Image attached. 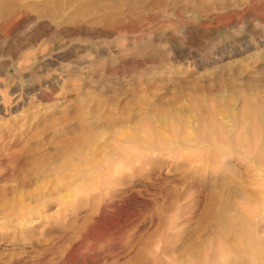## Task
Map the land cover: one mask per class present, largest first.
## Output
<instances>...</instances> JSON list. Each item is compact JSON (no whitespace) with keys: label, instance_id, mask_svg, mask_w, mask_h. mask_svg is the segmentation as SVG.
I'll return each instance as SVG.
<instances>
[{"label":"rangeland","instance_id":"1","mask_svg":"<svg viewBox=\"0 0 264 264\" xmlns=\"http://www.w3.org/2000/svg\"><path fill=\"white\" fill-rule=\"evenodd\" d=\"M7 1L0 264H258L264 0Z\"/></svg>","mask_w":264,"mask_h":264},{"label":"bare ground","instance_id":"2","mask_svg":"<svg viewBox=\"0 0 264 264\" xmlns=\"http://www.w3.org/2000/svg\"><path fill=\"white\" fill-rule=\"evenodd\" d=\"M53 1V2H52ZM56 1H61V0H45V3L43 4V5H41V4H39L38 3V1H34V5L32 6V7H26V9H24V12L26 13V15H28L30 12H32V13H36V14H39V15H46L47 14V10H48V8L53 4V3H55ZM73 1H77V0H73ZM82 2L84 1V0H81ZM88 1V0H87ZM10 3V4H17L18 5V3L16 2V1H11V2H9V1H7V0H0V17L5 13V12H7L8 10H7V6H5V4L6 3ZM18 10L16 9V12H17ZM19 15H20V13H19ZM248 104V103H247ZM246 104V105H247ZM251 105V104H250ZM17 106H19V105H17ZM248 106L249 105H247V108H248ZM252 106V105H251ZM20 108V107H19ZM262 124H263V128H264V114L262 115ZM263 133H264V130H263ZM262 142H264V141H262ZM251 146H253V144L251 145ZM250 146V148H252ZM256 147V146H255ZM249 148V147H248ZM254 149V148H253ZM256 150V148L253 150V152ZM249 151H250V149H249ZM255 153H256V151H255ZM254 154V153H253ZM257 156V155H256ZM254 158H255V156H254ZM256 159V158H255ZM258 161L259 162H261L262 164H264V145L262 146V148H261V151H260V153H259V155H258ZM241 250H243V248H241ZM254 259H256V257L254 258V257H252L251 258V260L249 261V263L251 264V263H254L256 260H254ZM258 264H264V250H263V252H261L260 253V255L258 256ZM199 264H204V262H199Z\"/></svg>","mask_w":264,"mask_h":264}]
</instances>
